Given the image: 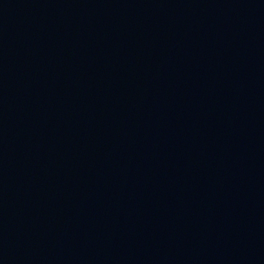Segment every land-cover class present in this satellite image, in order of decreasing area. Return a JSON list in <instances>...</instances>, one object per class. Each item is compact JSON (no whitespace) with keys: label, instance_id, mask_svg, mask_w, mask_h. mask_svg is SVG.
I'll list each match as a JSON object with an SVG mask.
<instances>
[{"label":"water","instance_id":"95a60500","mask_svg":"<svg viewBox=\"0 0 264 264\" xmlns=\"http://www.w3.org/2000/svg\"><path fill=\"white\" fill-rule=\"evenodd\" d=\"M0 264H264V0H0Z\"/></svg>","mask_w":264,"mask_h":264}]
</instances>
